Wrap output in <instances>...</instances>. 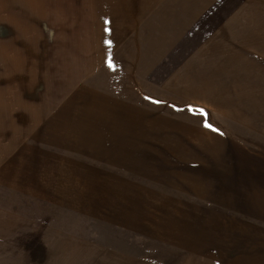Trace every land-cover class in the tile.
I'll return each mask as SVG.
<instances>
[{
  "label": "rangeland",
  "instance_id": "374dc122",
  "mask_svg": "<svg viewBox=\"0 0 264 264\" xmlns=\"http://www.w3.org/2000/svg\"><path fill=\"white\" fill-rule=\"evenodd\" d=\"M60 1L0 0V40L5 42L0 43V264H96L72 260L70 254L75 252L77 242L79 253L139 256L143 264H264L263 254L257 261L248 254H257L254 249L261 247L255 245V231L251 230L249 237V230H233L232 226L249 228L247 215L238 214L237 204L233 211L232 196L254 189L250 178L263 172L257 168L264 164V68L256 69L254 86L225 87L224 95H220L222 102L160 103L174 105L177 113L169 118H158L155 113L144 117L143 165L128 167L133 171L128 172V181H104L103 176L125 175L61 144L66 128L78 127L72 116L64 114L71 112L64 103L75 99L77 90L84 97L88 87L102 89L90 85L89 79L103 78L104 69L87 75L84 70L81 76V70H67L62 64L60 68H28L18 65L22 57L3 51L14 42L21 48V41L30 32L33 47H38L39 37L33 29L44 38L43 32L52 34L44 48L68 50L71 56H80V48L89 49L78 43H86L90 32L96 51L108 42L118 45L119 33L127 39L139 30L136 21L151 1L123 0L128 4L119 14L118 0H69L57 6ZM243 1L229 0L224 8L232 12ZM154 2L159 5V0ZM45 3L55 10L54 26L49 29L43 27L48 23L42 12L46 7L41 6ZM29 8L34 26L29 24ZM66 8L69 10L62 11ZM60 10L63 14L58 16ZM212 20L213 25L206 24L194 43L217 24L215 17ZM157 22L158 36L166 35L168 25L176 23ZM255 24L263 41L264 16ZM193 47L191 44L188 49ZM180 54L176 61L166 64L168 71L179 63ZM259 63L264 65L263 56ZM80 77L78 85L73 86L71 83ZM213 88L196 90L208 97ZM101 115L99 112L94 123L103 127L105 118ZM188 115H192L196 130L187 128ZM50 124L51 133H46ZM45 155L60 156L64 169L67 163L78 173L73 180L76 176L79 180L52 188L65 194L60 196L64 201L61 205L54 203H59L57 200H46L41 191V177L50 175L49 169L39 167ZM115 191H128L129 197L113 196Z\"/></svg>",
  "mask_w": 264,
  "mask_h": 264
},
{
  "label": "crops",
  "instance_id": "0c3cea01",
  "mask_svg": "<svg viewBox=\"0 0 264 264\" xmlns=\"http://www.w3.org/2000/svg\"><path fill=\"white\" fill-rule=\"evenodd\" d=\"M35 1L40 2L41 0ZM67 1L69 0H62L56 5H63ZM150 1L145 5L143 17L136 21L138 23L136 29L139 28V30L130 36L126 32L127 39H125L127 36L122 32L119 33L116 36V39L119 40L118 45L112 46L108 42L104 49L96 51L92 49L90 32V38L86 43L84 41L78 43L79 46L82 44V47L89 49L80 48V56L77 54L71 56L68 50L58 51L44 48L47 44L46 39L52 34L47 30L43 32L46 34L44 38L40 31L33 29L39 37L38 47H33L32 32H30L28 38L26 37L23 43L21 41V48L17 46L19 42L17 45L14 42L6 51H3L11 56L22 57L23 61L18 65L24 64L28 68H60L59 64H62L67 70L72 68H76L72 70H81V76L85 75L84 70H87V75L94 70L104 69L103 78L89 79L90 85L103 86L102 89L88 87L85 89L87 95L84 97L79 96L80 92L77 90L76 93H73L75 99L71 98L70 103L68 101L64 103L66 109L71 110L70 113L65 112L64 114L72 116L71 119L75 120L74 124L77 123L78 127L66 128L65 137L61 142L63 146L68 145L70 148L79 150L82 156L88 159L92 158V161L97 160L125 175V177L103 176L104 181H128V172H133L128 167L143 165L144 146L141 134H143L144 117H153V113H155L158 118H169L175 117V113H177L174 105L162 104L160 106V103L222 102L223 97L220 95H224L225 87L254 86L257 84L256 69L264 68V65L259 63L260 57H264V40H259L261 34L256 33L257 30H255V21L260 16H264V0H245L232 12L224 8L229 0L226 2L224 0H159L158 6L154 0ZM126 4L128 3L118 0V14ZM70 5L72 4H68V6ZM41 6L46 7L42 9V12L45 14V21L48 20L47 26L45 24L43 27L52 28L55 10H51L46 3ZM159 7H163L161 11ZM68 10V8L62 9V11ZM223 10L226 14L223 13ZM62 11L60 10L58 16L63 14ZM156 11H159V14ZM86 12L90 14V10ZM27 16L30 19L29 24L34 26L36 22L33 24L32 8L27 9ZM213 17L217 24L204 38L202 37L203 40L201 38L200 42L194 43L197 34L206 24L213 25ZM157 21L161 23L162 21H175L176 23L174 26L168 25L166 35L158 36L160 27ZM13 34L16 36L15 33ZM0 43L5 42L0 40ZM191 44L194 47L189 50L188 46ZM101 50H103L102 53H100ZM57 54H60L62 58L57 57ZM179 54L181 56L179 63L174 67V70L168 71L166 64L172 60L176 61L175 57ZM101 60H103V65ZM82 78L75 79L77 81L71 84L77 86L78 81ZM198 87L214 88L208 91L209 96L206 97V94L196 90ZM127 105L130 109H127ZM99 112H102L101 116L105 118L103 127L94 123ZM214 116L218 117V114ZM187 117H189L188 121L185 120V123L189 125L187 128L196 130V127H193L191 123L192 115ZM42 127L47 126L43 124ZM50 127L51 124L45 131L46 133H51ZM73 128L77 129L73 131ZM200 128L206 129L205 127ZM149 130L158 134V131H153L150 128ZM95 145H104V147L98 148ZM42 157L43 163L39 167L45 171L49 169L50 175H45V178L41 177V191L43 193L44 190L46 200H57L59 203H54L61 205L64 201L60 199V196H65V194L53 189L60 188L63 182L79 180L78 176L73 180V176L78 173L67 163V167L64 169L65 162L60 156L51 158L45 155ZM146 163L149 164V162ZM259 168L263 172H257L250 178L251 186L254 189L246 193L239 191L238 196H232L233 206L234 204L238 205V214L247 215L249 225V228H243L232 224L233 230H249V237L251 236L250 231L254 230L255 245L261 246L254 249L257 254L248 253L252 261H257L261 254L264 255V164L257 169ZM90 175L92 178L96 176L93 172ZM134 175L138 174L134 173ZM60 181L62 182L59 185ZM66 185L73 191L77 190L74 185ZM111 191L113 190L111 189ZM113 196L129 197L128 191L124 193L115 191ZM233 211H236V206ZM13 220L15 221V218ZM74 244L75 247H80L79 242ZM77 248L75 252L72 247L70 249L72 250L70 255L73 256L72 260L75 262L143 264L144 261L139 256L126 254L96 253L95 251L79 253ZM65 253L60 255H65Z\"/></svg>",
  "mask_w": 264,
  "mask_h": 264
},
{
  "label": "snow or ice",
  "instance_id": "6c2138e0",
  "mask_svg": "<svg viewBox=\"0 0 264 264\" xmlns=\"http://www.w3.org/2000/svg\"><path fill=\"white\" fill-rule=\"evenodd\" d=\"M206 126L211 127L210 125H206Z\"/></svg>",
  "mask_w": 264,
  "mask_h": 264
}]
</instances>
